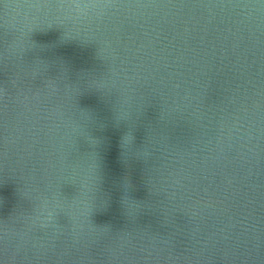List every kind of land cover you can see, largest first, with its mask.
Returning <instances> with one entry per match:
<instances>
[{
  "label": "water",
  "instance_id": "water-1",
  "mask_svg": "<svg viewBox=\"0 0 264 264\" xmlns=\"http://www.w3.org/2000/svg\"><path fill=\"white\" fill-rule=\"evenodd\" d=\"M97 2L0 24V264H264L260 0Z\"/></svg>",
  "mask_w": 264,
  "mask_h": 264
},
{
  "label": "clouds",
  "instance_id": "clouds-1",
  "mask_svg": "<svg viewBox=\"0 0 264 264\" xmlns=\"http://www.w3.org/2000/svg\"><path fill=\"white\" fill-rule=\"evenodd\" d=\"M246 7L264 8V0L260 5ZM108 5L97 0H0V24L6 31L23 37L40 24L62 25L64 33L83 25L93 16H100ZM51 17V19H46ZM131 137L125 136L123 144L130 143Z\"/></svg>",
  "mask_w": 264,
  "mask_h": 264
},
{
  "label": "snow or ice",
  "instance_id": "snow-or-ice-1",
  "mask_svg": "<svg viewBox=\"0 0 264 264\" xmlns=\"http://www.w3.org/2000/svg\"><path fill=\"white\" fill-rule=\"evenodd\" d=\"M173 3H180L181 5H185L183 3V0H175V2L174 0H167V4H173ZM260 3H261V0H260Z\"/></svg>",
  "mask_w": 264,
  "mask_h": 264
}]
</instances>
